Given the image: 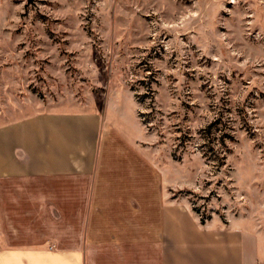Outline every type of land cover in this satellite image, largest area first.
<instances>
[{
	"label": "rangeland",
	"instance_id": "374dc122",
	"mask_svg": "<svg viewBox=\"0 0 264 264\" xmlns=\"http://www.w3.org/2000/svg\"><path fill=\"white\" fill-rule=\"evenodd\" d=\"M68 106L115 109L172 198L264 256V0H0V122Z\"/></svg>",
	"mask_w": 264,
	"mask_h": 264
},
{
	"label": "crops",
	"instance_id": "0c3cea01",
	"mask_svg": "<svg viewBox=\"0 0 264 264\" xmlns=\"http://www.w3.org/2000/svg\"><path fill=\"white\" fill-rule=\"evenodd\" d=\"M111 109L0 122V264H264L250 228L170 196Z\"/></svg>",
	"mask_w": 264,
	"mask_h": 264
},
{
	"label": "trees",
	"instance_id": "16d2710c",
	"mask_svg": "<svg viewBox=\"0 0 264 264\" xmlns=\"http://www.w3.org/2000/svg\"><path fill=\"white\" fill-rule=\"evenodd\" d=\"M204 220H205V219L201 217V222H204Z\"/></svg>",
	"mask_w": 264,
	"mask_h": 264
}]
</instances>
